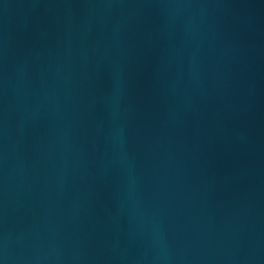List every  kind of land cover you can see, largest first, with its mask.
<instances>
[{
    "label": "water",
    "instance_id": "95a60500",
    "mask_svg": "<svg viewBox=\"0 0 264 264\" xmlns=\"http://www.w3.org/2000/svg\"><path fill=\"white\" fill-rule=\"evenodd\" d=\"M0 264H264V0H0Z\"/></svg>",
    "mask_w": 264,
    "mask_h": 264
}]
</instances>
